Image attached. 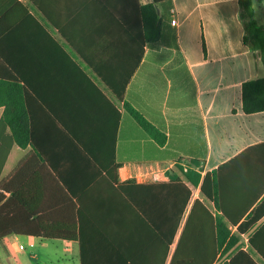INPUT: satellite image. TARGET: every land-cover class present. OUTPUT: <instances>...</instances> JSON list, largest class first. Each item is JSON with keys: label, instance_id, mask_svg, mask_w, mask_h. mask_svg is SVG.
Returning <instances> with one entry per match:
<instances>
[{"label": "crops", "instance_id": "1", "mask_svg": "<svg viewBox=\"0 0 264 264\" xmlns=\"http://www.w3.org/2000/svg\"><path fill=\"white\" fill-rule=\"evenodd\" d=\"M18 1L36 20L0 0V86L17 78L26 87L21 102L46 162L31 145L12 144L11 129L2 128L0 152L9 155L0 176V231L8 234L0 264H170L194 201L214 209L200 191L207 173L225 164L230 181L238 169L236 192L251 184L246 198L264 188V148L245 153L264 144V112L246 114L242 105L243 84L262 78L264 66L243 43L238 0H172L169 13L159 10L161 39L143 55L133 18L119 16L124 7L112 0H38L46 13ZM253 5L264 25V0ZM127 77L119 101L106 80ZM4 113L0 107V122ZM113 144L119 182H135L124 190L104 170ZM178 179L192 197L166 258L164 226L134 208V200L149 198L135 186ZM164 200L157 193V217ZM242 238L243 250L264 264L248 235Z\"/></svg>", "mask_w": 264, "mask_h": 264}, {"label": "trees", "instance_id": "2", "mask_svg": "<svg viewBox=\"0 0 264 264\" xmlns=\"http://www.w3.org/2000/svg\"><path fill=\"white\" fill-rule=\"evenodd\" d=\"M30 1L46 13L38 0ZM96 1L99 3L110 2V0ZM11 2L14 3V8L22 9L25 15L36 20L29 13L28 7L18 0H11ZM112 2H115L118 9L124 7L120 9L119 16L133 18L135 30L142 43V55L146 44L154 46L159 42L163 33V23L158 10L161 8L163 12L169 13L172 8V0H152L151 3L145 5L141 4V0H112ZM238 4L240 7L239 20L243 27V43L260 57L264 66V25H259L255 20L253 0H238ZM48 17L50 18V16ZM204 48L206 50L205 45ZM97 73L100 74L98 71ZM129 80L130 77H127L123 81H116L115 84L110 80H106L119 101L124 99ZM26 95H28V91L26 87L21 85L20 79L13 78L8 81L6 86H0V107H5L4 116L0 122V131L3 127H9L12 132V136H10L11 143H15L16 140L21 147L31 145L42 162L45 163V153L36 143L30 128V119L26 114L27 110L24 102H21ZM242 105L246 114L264 112V76L243 84ZM127 108L146 130L150 132L154 130L140 113L128 106ZM120 121L121 113L118 111V125ZM258 148L263 149L264 144L252 147L245 153H250ZM8 155L9 150L0 152V176ZM239 159L240 156L232 160L229 165L237 163ZM115 160V147L113 144L110 152L111 166L110 168L105 167L104 170L107 171V176L111 177L114 183L124 190L127 185H133L135 182H119L118 171L120 165L115 164ZM226 167L228 166L224 164L204 176L200 191L213 204L214 209H210L199 199L194 201L170 264H221L224 259L225 264H238L241 259L255 264L250 254L243 250L244 246L241 239L244 234L248 235L249 248L264 259V221L261 222L264 219V188L256 196L246 198L248 191L245 187L250 188L251 184L244 185L240 193L236 192L238 189L237 182L240 179L238 169L234 170L232 179L228 181L225 177ZM199 182L200 177L196 185ZM232 183H235V185L232 186ZM62 184L67 191L70 190L68 183ZM135 188L142 191L140 192L142 194L148 193L149 200L146 197L142 201L134 200V208L140 212L147 223L154 225L155 228L158 224L164 226L166 258H168L170 246L173 244L179 224L190 204L192 192L179 179L144 186L136 185ZM157 193L165 196L164 216L160 214L159 217H157L156 212L158 205ZM161 207L162 202L160 201L159 208ZM2 209L7 208L2 207L1 211ZM233 228H236L235 232L232 231ZM7 234L0 231V239ZM64 240L71 241L74 239Z\"/></svg>", "mask_w": 264, "mask_h": 264}, {"label": "built area", "instance_id": "3", "mask_svg": "<svg viewBox=\"0 0 264 264\" xmlns=\"http://www.w3.org/2000/svg\"><path fill=\"white\" fill-rule=\"evenodd\" d=\"M172 15H173V16L175 15V12H174V11H172ZM176 23H177V21H176V19L174 18V19L172 20V24L176 25Z\"/></svg>", "mask_w": 264, "mask_h": 264}, {"label": "rangeland", "instance_id": "4", "mask_svg": "<svg viewBox=\"0 0 264 264\" xmlns=\"http://www.w3.org/2000/svg\"><path fill=\"white\" fill-rule=\"evenodd\" d=\"M197 195H198V197H200V192H199ZM241 242L243 243V246H245V243H246V242H245V239L242 238V239H241Z\"/></svg>", "mask_w": 264, "mask_h": 264}, {"label": "water", "instance_id": "5", "mask_svg": "<svg viewBox=\"0 0 264 264\" xmlns=\"http://www.w3.org/2000/svg\"><path fill=\"white\" fill-rule=\"evenodd\" d=\"M160 12H159V10H158V14H159Z\"/></svg>", "mask_w": 264, "mask_h": 264}]
</instances>
